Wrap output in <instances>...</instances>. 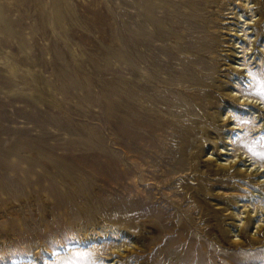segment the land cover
Listing matches in <instances>:
<instances>
[{
    "label": "rangeland",
    "instance_id": "1",
    "mask_svg": "<svg viewBox=\"0 0 264 264\" xmlns=\"http://www.w3.org/2000/svg\"><path fill=\"white\" fill-rule=\"evenodd\" d=\"M129 10L128 0H0V264H112L115 245L134 244L112 228L116 218L151 219L161 232L155 247L129 253L135 263L263 264L264 240L243 248L211 236L217 230L175 177L188 173L193 184L188 164L147 165L174 210L155 198L149 172L140 194L111 188L108 158L123 154L112 142L111 83L121 90L127 76ZM254 139L264 145V132ZM171 221L186 224L184 241Z\"/></svg>",
    "mask_w": 264,
    "mask_h": 264
},
{
    "label": "bare ground",
    "instance_id": "2",
    "mask_svg": "<svg viewBox=\"0 0 264 264\" xmlns=\"http://www.w3.org/2000/svg\"><path fill=\"white\" fill-rule=\"evenodd\" d=\"M128 5L136 11H128L127 76L121 90L111 83L112 142H121L123 150L112 149L108 158L111 188L121 185L128 194H140L138 179L149 172L159 193L155 198L174 210L179 203L165 196L147 165L171 160L182 171L188 164L193 184L188 173L175 177L217 230L211 236L243 248L259 244L264 240V145L254 138L264 132V0H128ZM159 11L167 13V22ZM168 226L177 229L176 241L185 240L184 221ZM114 227L132 233L134 244L123 252L115 245L108 258L112 264H134L130 252L151 249L162 239L151 219L116 218Z\"/></svg>",
    "mask_w": 264,
    "mask_h": 264
}]
</instances>
